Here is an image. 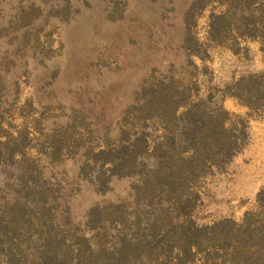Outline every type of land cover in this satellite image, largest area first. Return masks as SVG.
<instances>
[{
    "label": "rangeland",
    "instance_id": "1",
    "mask_svg": "<svg viewBox=\"0 0 264 264\" xmlns=\"http://www.w3.org/2000/svg\"><path fill=\"white\" fill-rule=\"evenodd\" d=\"M222 3L0 0V140L14 144L17 167L33 169L50 199H57L50 207L52 218L44 221L84 228L93 206L111 204V211H103L104 233L85 231L89 244L112 252L124 237L139 245L138 253H149L151 264H179L183 252L174 241L180 223L222 222L221 233L207 235V244L201 239L200 248L191 247L194 256L186 255L187 264L254 254L257 245L264 258V193L258 199L264 192V112L249 120L246 145L226 166L188 184L194 202L186 218L173 210L166 193L146 197L138 189L141 176L110 178V164H104L116 156L107 152L118 153L137 129L149 134L157 129L143 119L152 114L151 90L161 84L166 88L160 106L180 105L182 95L195 101L208 91L229 119L245 118L247 109L229 95L238 79L264 72L263 54L259 40L238 39L233 51L230 40L223 45L210 40L212 16L228 8L232 16L238 5ZM189 38L201 44L198 54L187 47ZM138 160L151 164L147 157ZM4 177L8 174L0 169V181ZM98 185L105 188L98 192ZM5 187L0 184V195L8 194ZM227 233L232 240L219 245ZM56 235L75 251L66 231Z\"/></svg>",
    "mask_w": 264,
    "mask_h": 264
},
{
    "label": "trees",
    "instance_id": "2",
    "mask_svg": "<svg viewBox=\"0 0 264 264\" xmlns=\"http://www.w3.org/2000/svg\"><path fill=\"white\" fill-rule=\"evenodd\" d=\"M229 1L224 0L222 5H227ZM231 1L238 3L232 16L227 15L229 8L212 16L208 32L210 40L219 45L230 40L229 50L237 44L238 39L259 40L264 59L263 0ZM187 47L198 54L201 44L189 38ZM159 87L151 90L152 114L143 119L157 125V129L150 134L143 128L137 129L122 141L118 153L107 152L116 156L108 162L104 161V164H110V178L141 176L138 189L146 191V197L152 198L157 192L166 193L165 197L169 199L173 210L186 218L194 202L187 195L188 184L226 166L246 145L249 120L263 114L264 72L242 77L235 82L232 88L234 93L229 96L235 98L247 112L245 118L234 115V121L231 117L229 119L231 114L214 104L215 98L211 92L207 91L204 98L195 101L182 95L180 105L170 101L165 106H160L158 101H164L165 96L161 92L166 86L161 84ZM182 90L185 91L186 88ZM181 108L183 111L179 112ZM176 121L180 122V127L175 126ZM17 152L19 151L12 142L0 140V169L8 174L0 184L10 187L8 194L2 192L0 195V264H128L133 259H137V264H151L149 253H138L139 245L126 241L124 237L119 241V249L112 252L100 250V247L95 250L93 244H89L85 231L92 229L104 233V223L107 221L103 217V211L107 208L111 211V204L105 208L99 204L93 206L88 212L84 228L73 226L70 229L68 225L52 219L44 221L45 216L52 218L50 207L57 199H50L47 190L34 176L33 169L27 165L24 169L17 167L18 161L14 159ZM145 157L151 161L150 165L138 160ZM108 182L107 180L106 184ZM104 188L98 185L97 191ZM156 188L159 190L156 191ZM263 193L261 191L258 194L259 200ZM114 207L118 211L119 207ZM112 221L109 220L110 223ZM171 226L174 227L173 224ZM165 227L170 226L167 224ZM224 227L225 223L222 222L204 227H186L180 223L176 227L178 232L174 241L183 252L178 256L179 264H187V257L191 259L194 256L191 254V247H202L201 239L207 244L206 236L213 235L215 231L221 233ZM244 227L250 231V237L249 224ZM58 230L66 231L67 238L74 242L73 253L69 250L66 239L56 235ZM231 240L230 234H222L219 245ZM215 243L214 240L212 244ZM261 243H264L262 239ZM255 251L254 254H235L228 260L207 259L204 264H261V260L264 264L258 245Z\"/></svg>",
    "mask_w": 264,
    "mask_h": 264
}]
</instances>
